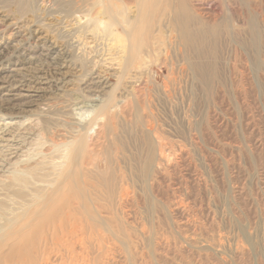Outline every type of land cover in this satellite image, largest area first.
Segmentation results:
<instances>
[{"label":"rangeland","instance_id":"1","mask_svg":"<svg viewBox=\"0 0 264 264\" xmlns=\"http://www.w3.org/2000/svg\"><path fill=\"white\" fill-rule=\"evenodd\" d=\"M103 2L0 0V182L89 146L86 243L33 264H264V0ZM23 80L45 93L13 99ZM44 122L73 134L46 143Z\"/></svg>","mask_w":264,"mask_h":264},{"label":"bare ground","instance_id":"2","mask_svg":"<svg viewBox=\"0 0 264 264\" xmlns=\"http://www.w3.org/2000/svg\"><path fill=\"white\" fill-rule=\"evenodd\" d=\"M92 1H93V6H97V7L103 6V3H104L103 0H92ZM32 2L33 0H21L20 5L21 7H25V9L30 10L31 12ZM107 4H109L110 6V3H107ZM25 12L27 11L25 10ZM101 12H98V14L100 16H103V12L102 13ZM110 14H113V13H110ZM117 18L114 17L112 18L113 20H110L111 18L105 19V16H103V19L101 18L103 21H100V22H103L101 24H107L108 27L110 26L109 28H111L112 24L116 26L117 25L121 26L122 19L120 18V15H119L120 19H117ZM93 21L96 22V14H95V18ZM132 24H133V21H132ZM106 36L110 39V41H112V47H111L113 48L112 51L119 49V53L124 54L132 50L130 49L131 47L130 48L128 47V45L129 44L131 45L132 41L134 40L132 37H130V35H128V33L126 35V38L124 36L123 38L119 34H114V32L112 33V29H109L108 33H106ZM108 38L106 39L107 41H108ZM139 38H140V35H139ZM141 39L142 38H140V40ZM106 40L105 42H107ZM116 44H118V46H116ZM53 62H54V59H51L52 64L50 65H55ZM58 75L60 76L61 73ZM38 82L39 81H36L34 84H38ZM90 84H91L90 88H92V90L94 89V91L90 90V93L92 94L93 92L98 91L97 88L101 87V84L99 82L90 83ZM10 88L12 92L15 93L13 94V99L21 98L22 100V98H27V99L38 98L39 94L42 95L45 93L44 89H41V88L35 89V88L27 87V85L24 83V80L19 81L17 84L14 83L13 86ZM84 88L85 87H83V90ZM102 91L103 90H101V92ZM87 101L93 102L94 100H87ZM99 106L100 107L98 108L99 110L97 109L98 114L96 115L97 117L95 118V120L105 115L104 113L108 107V102L107 104L105 103V105H102V106L99 105ZM12 112H8V114L6 115L10 117H18L20 115L18 113L14 114ZM45 117H48V116H45ZM92 123L93 122H91V124ZM45 124L49 126L48 123L44 122V125ZM47 125L42 127L41 133H40L41 137L46 143H51V144L56 143V141L60 139L61 137H66L67 135L73 134L72 130L66 129L65 127L64 129H59L57 127L52 128L51 126H50L51 128L46 127ZM46 143L39 144L37 151L38 150L41 151L42 149L40 153L48 152L49 151V150L47 151L48 146L44 147ZM88 147L89 146L87 144L85 133L83 132L79 133L77 136L73 137V141L70 143V148L68 149L67 153L63 155V158H61L63 161L62 163H64V164L59 163V165L61 164L64 165L63 167H61V169L59 168V170H56L55 167H54L55 169L53 168L52 162L56 160V157H54L55 155L53 154H51L50 156L51 158L48 157L49 162L47 161L46 158L41 159V160L39 158V159H36V161L34 160L33 162H29V160L33 159L35 156L37 157V155L39 154L38 153L26 161H23V162L18 161V164L24 163L23 165L19 166V170H21L22 172L20 171L21 173L19 172L11 173L10 174L11 177L7 178V182H4V181L0 182V222H2L0 224V264H25L24 262L26 263L29 262V264H33L35 261L36 263L38 262L37 260L39 257H40L39 260L43 259L44 261H46L50 258L51 255H54L55 251H57L58 248H59L58 250L60 249L61 251L66 250L67 252L68 250L67 248L69 245H74L78 243L80 244L81 242L85 241L86 239L85 233L87 231V226L85 229V221L83 219L85 212L82 213V211L84 208L83 193L86 190V189L85 190L83 189V187L86 184L84 166L86 163H88V159H89V156L87 153ZM51 153H55V152L51 151ZM48 155L49 153L47 154V156ZM58 157L59 156H57V158ZM60 157L62 156L60 155ZM97 185L99 184L97 183ZM84 243H86V241ZM64 253H62V255ZM57 254H59V252Z\"/></svg>","mask_w":264,"mask_h":264}]
</instances>
